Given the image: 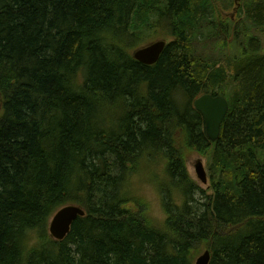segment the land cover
<instances>
[{"label":"trees","instance_id":"obj_1","mask_svg":"<svg viewBox=\"0 0 264 264\" xmlns=\"http://www.w3.org/2000/svg\"><path fill=\"white\" fill-rule=\"evenodd\" d=\"M234 4L0 0V264H264V0H242V27ZM160 33L159 61L134 59ZM205 93L230 105L215 142L192 104ZM155 159L161 225L126 187ZM68 204L86 214L57 240Z\"/></svg>","mask_w":264,"mask_h":264},{"label":"water","instance_id":"obj_2","mask_svg":"<svg viewBox=\"0 0 264 264\" xmlns=\"http://www.w3.org/2000/svg\"><path fill=\"white\" fill-rule=\"evenodd\" d=\"M166 46L165 40H157L135 50L133 57L142 64L153 65L159 61ZM193 104L204 118L208 138L212 142L217 141L221 136L222 126L230 109L227 97L223 94L205 93L197 97ZM195 171L201 182L207 184V170L202 160L195 164ZM85 214L86 211L78 205L68 204L61 207L54 213L49 222L50 235L57 240H63L71 231L74 221ZM210 260L211 253L206 250L197 258L196 264H210Z\"/></svg>","mask_w":264,"mask_h":264},{"label":"rangeland","instance_id":"obj_3","mask_svg":"<svg viewBox=\"0 0 264 264\" xmlns=\"http://www.w3.org/2000/svg\"><path fill=\"white\" fill-rule=\"evenodd\" d=\"M241 7H242V0H235L234 6L229 10H224V13H223L224 17L230 18L231 20L235 21L237 24L240 25V27H242L244 23V16L241 12ZM245 30L246 29L244 28L242 33H245ZM242 35L244 36L245 34H242ZM157 40H165L167 43L170 42V39L165 38L163 34L160 33L150 42L132 49L131 53L133 54L134 51L139 49L140 47L146 46ZM231 40L232 38L230 37L228 41L229 44ZM228 54L233 55V50L231 49V47L230 48L228 47ZM1 108H2V103L0 102V113H1ZM199 160H202L203 163L205 164L207 175H208L207 184L202 183L201 180L197 177V174L195 171V164ZM207 162H208V159L206 155L194 152V153L189 154L188 157L186 158V167H187V171L189 173L190 178L196 181L204 189L210 191L209 189L210 177H209ZM136 168L137 169H135V172L132 174L128 182V185H126V187L128 188L131 196L135 195L136 197L142 199L140 201L144 202L143 208L148 207V210H147L148 218L152 222L161 225V223L164 222L165 213L163 211V206L160 200V189L154 183L153 178L157 174L161 178L163 177L162 174H165L164 162L161 159H155L153 161L144 160ZM160 182L163 183L162 180H160ZM134 210H136V208H134ZM204 250L196 254L195 260L197 256H199Z\"/></svg>","mask_w":264,"mask_h":264},{"label":"bare ground","instance_id":"obj_4","mask_svg":"<svg viewBox=\"0 0 264 264\" xmlns=\"http://www.w3.org/2000/svg\"><path fill=\"white\" fill-rule=\"evenodd\" d=\"M151 11V10H150ZM135 59V58H134ZM193 104V103H192Z\"/></svg>","mask_w":264,"mask_h":264}]
</instances>
